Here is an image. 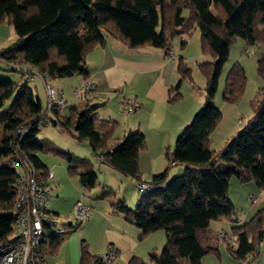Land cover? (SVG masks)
<instances>
[{
    "label": "trees",
    "instance_id": "1",
    "mask_svg": "<svg viewBox=\"0 0 264 264\" xmlns=\"http://www.w3.org/2000/svg\"><path fill=\"white\" fill-rule=\"evenodd\" d=\"M184 8L189 11L187 16ZM4 21L11 24L17 40L0 50V67L18 72L20 80L0 79V244L15 239L12 223L18 172L10 166L11 160L24 165L28 161L38 179L43 180L48 167L39 153L51 152L66 160L68 174L78 177L84 192L97 185L89 159L37 137L41 125L51 124L79 141L86 140L91 151L99 153L102 164L130 177L134 186L141 182L151 186L147 188L150 193L139 197L133 208L121 200L111 198L109 202L111 211L136 226L141 237L157 230L165 234L163 246L149 252L147 261L133 257L129 264H200L206 255L218 256L216 238L207 224L221 217L231 218L236 224L232 233L237 246L234 250L228 247L231 256L239 264H252L264 235V209L237 225L228 181L234 175L242 183L255 182L259 190L264 189V50L256 65L263 97L254 115L218 152L210 149L208 142L221 118L220 110L210 101L228 59L230 43L241 38L247 44L258 42L264 47V0H0V23ZM194 27L200 31L201 50L209 51L213 60L199 64L206 77L203 104L167 152L171 165L184 166L178 176L168 178L164 171L153 174L149 181L141 180L138 153L145 141L139 132L127 133L118 145L107 150L114 122L97 120L94 112L99 104L87 97L90 90L82 91L81 100L65 115L43 108L29 85L32 80L25 79L27 67L43 74L44 87L46 76L55 79L78 73L83 80L88 79L85 57L104 42L105 36L129 48L151 45L167 51L173 37L190 34ZM176 68L181 77L190 79V69L182 57L177 59ZM243 81V67L233 64L225 79L223 99L234 101ZM108 192L102 189L99 196ZM61 237L44 234L41 246L46 259L57 249ZM80 264H98L86 245Z\"/></svg>",
    "mask_w": 264,
    "mask_h": 264
},
{
    "label": "crops",
    "instance_id": "2",
    "mask_svg": "<svg viewBox=\"0 0 264 264\" xmlns=\"http://www.w3.org/2000/svg\"><path fill=\"white\" fill-rule=\"evenodd\" d=\"M188 36L189 34L183 33L177 36V39L170 40L172 55L167 54L163 48L151 45L129 48L118 39L105 36L104 42L96 45L85 57L88 79L94 83V88L89 91L87 97L99 104L94 115L98 121L114 122L106 149L111 150L118 145L127 133H141L145 142L144 147L138 153V167L143 181H149L153 174L164 171L167 172L169 178L170 174L172 176L180 174L184 168L183 166L176 168L177 170H171L177 164L171 165L167 152H171L176 137L185 124L192 119L197 106L204 102L203 97L200 96H194L192 100L182 106L180 102L183 95L179 90L186 77L180 76L176 66L179 57H182L186 63L185 57L181 55L183 53L181 50L187 46ZM54 82L56 83L55 79ZM82 82L83 76L78 73L58 79V88H63L66 96V103L62 108L63 114L68 115L71 106L81 100L82 92H74ZM176 93H178L177 97L172 98ZM121 96L132 100L135 107L133 112L125 114L121 112ZM91 154L93 160H90L87 153L83 155V158L89 159L92 169L94 171L98 169L101 175L100 179L97 176V185L89 190L87 198H85L86 195L82 196L81 194L79 180L76 186L75 182L69 178L67 170L65 175L60 174V180L54 179V173L53 177L48 180L50 186L48 210L51 213L67 216L71 211L72 214L73 205L77 201L90 206L89 218L84 222L63 221L67 226L69 223L72 224L62 234L61 243L58 246L60 248L62 242L69 239L70 245L68 246L67 243L64 247L65 250L71 247V258L67 262L65 256H62L63 264H80L84 245L90 255L105 251L109 245L114 246L117 251L115 264H129L133 257L147 261L149 252L159 250L163 246L164 231L157 230L141 237L140 230L136 226L111 211L109 207L111 198L127 203L123 197H116L111 184L115 181L126 183L125 190H127V186H132V183L134 186V181L130 177H128L130 180H124L122 177L127 176L102 164L101 160L97 158L99 153L91 151ZM65 168L67 169V164ZM63 183L67 184L68 189H64ZM102 189L109 192L100 197ZM138 198H134L132 202L136 204ZM235 214V218L239 222L237 225L246 222V219H240L237 216V212ZM235 225L233 219L228 217L208 222L207 228L216 238L215 245L218 249V256L206 255L202 257L200 264H239L228 250V247L234 250L237 246L236 240L232 239V228ZM81 226L83 228L80 232L78 228ZM93 231L96 232L95 236L92 234L89 237L88 233H94ZM83 232H86V237L81 234ZM79 237L84 238L80 243L77 239ZM57 253L56 249L51 255L54 256ZM55 261L54 258L47 259V264H55ZM252 264H262V262L255 259Z\"/></svg>",
    "mask_w": 264,
    "mask_h": 264
},
{
    "label": "rangeland",
    "instance_id": "3",
    "mask_svg": "<svg viewBox=\"0 0 264 264\" xmlns=\"http://www.w3.org/2000/svg\"><path fill=\"white\" fill-rule=\"evenodd\" d=\"M188 13V9L184 8V16H187ZM173 38L171 40H175L178 37L175 36ZM16 40L17 35L15 34L11 24L5 21L0 23V50L12 45L14 42H16ZM263 50L264 47L261 43L257 42L255 44H247L241 38H235L229 45L228 59L223 65L220 76L218 78L215 94L212 100L210 101V103L217 107L221 112V118L209 134L208 147L216 152H218L225 144L232 141L236 137V135L244 128L248 119L254 115L255 109L258 103L260 102L261 98L263 97L262 79L256 73L257 59ZM181 52H183L181 55L185 57L186 65L190 69V79L188 77L184 78L181 83L180 90L178 89L183 95V99L180 100L182 106L189 100H192L194 96H200L204 99V96L206 94V77L203 74L202 70L199 68V63L210 62L213 60V56L210 54L209 51L201 50L200 31L197 27H194L191 30L188 36L187 46L183 48ZM235 63H239L244 70V81L242 85V91L234 101L227 102L223 99L225 79L227 73L229 72V69ZM0 79L10 80L16 83L19 82L20 75L18 74V72L0 67ZM58 79L59 78H55V83L54 79H51L50 77L46 76V83L56 88L59 87V84L57 83ZM29 85L32 87L34 94L38 96L41 105L44 108L46 106L47 97L42 80L37 78L35 80H32ZM201 105L197 106L195 112L201 107ZM37 137L39 139L49 140L55 145L61 147L66 151L72 152L77 156L83 157V155L87 153L89 155L90 160H93L88 142L86 140L79 141L66 131H63L60 128L55 127L51 124L41 125L39 127ZM39 157L44 162L46 167L50 168L53 171L55 180H60V174H66L65 166L67 162L61 156L51 152H41L39 153ZM179 167L182 168L183 165L177 164L173 166L171 170H174ZM95 171L98 176V179H100L101 172H99L98 169H96ZM183 171L184 168L181 170L180 174H176L174 176L181 175ZM170 177H173L172 174H170ZM69 178H71L77 186V176L73 175L69 176ZM122 178L124 180H130L128 177ZM111 185L113 187V191L116 197H123L127 201V206L130 208H133L136 205L135 202H132L134 198H138L142 195L150 193V190L147 189L144 191H138L133 186V183L132 186H127V190H125L126 183L123 184V182L120 181H115ZM63 186L65 187L64 189H68L67 184L65 185V183H63ZM81 190L82 196L86 195L85 198H87V195L90 191L85 192L84 194L82 188ZM258 190L259 189L254 182L242 183L234 175H231L229 178L228 195L234 204L237 216L240 219H246V222L257 211H259L260 209H264V199L263 201L261 199H259L260 201L257 200L256 202L251 201V197L259 196L260 190ZM60 220H69L73 222L76 221L73 218L71 211L68 213L67 216H60ZM82 228L83 226L78 228L80 229V232L82 231ZM93 232L94 233L89 232L88 236L90 237L92 234L93 236H95L96 232ZM81 234L84 235V237H86L87 235L86 232H83ZM77 239L78 243H80L81 240L84 238L79 237ZM68 240L69 239L64 240L60 248H57L58 253L56 255L53 256L51 254H47V259L50 260L51 258H54L56 259L55 264H63L62 256H65V261L68 262L71 258V247L66 248V250L64 247L69 242ZM69 245L70 243H68V246ZM257 251L259 253L256 259L261 260L262 264H264V238L262 239V241L259 242Z\"/></svg>",
    "mask_w": 264,
    "mask_h": 264
},
{
    "label": "built area",
    "instance_id": "4",
    "mask_svg": "<svg viewBox=\"0 0 264 264\" xmlns=\"http://www.w3.org/2000/svg\"><path fill=\"white\" fill-rule=\"evenodd\" d=\"M167 54L172 55L171 45H169ZM27 68L26 81L29 82L35 78L43 79V74L38 69ZM93 88L94 83L90 79H84L74 93L92 90ZM45 89L47 111L55 110L62 113V108L66 103L64 90L62 88L55 89L48 84H45ZM120 110L124 114L133 112L135 107L132 100L121 97ZM97 158L101 160L100 155ZM10 166L18 172V179L15 183L16 195L13 204L14 219L12 223L15 239L0 244V264H47L41 246L44 234L62 235L67 230V225L60 220V216L48 211V196L50 194L48 180L53 177V171L48 169L45 179L40 180L28 161L24 165L18 160H11ZM135 187L141 191L151 186L141 182L135 184ZM259 199H264V189L260 190L259 196L251 197L253 202ZM89 214V205L81 201H77L73 205L72 216L76 221L88 219ZM232 239L236 240V236H233ZM96 258L98 264H115L117 251L114 246L109 245L105 251L96 254ZM149 264L153 263L150 262Z\"/></svg>",
    "mask_w": 264,
    "mask_h": 264
}]
</instances>
